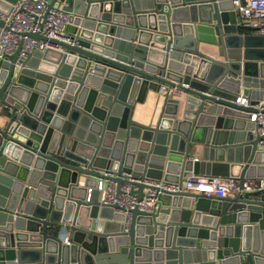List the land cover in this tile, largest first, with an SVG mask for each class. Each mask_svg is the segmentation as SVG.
Segmentation results:
<instances>
[{
	"label": "water",
	"instance_id": "95a60500",
	"mask_svg": "<svg viewBox=\"0 0 264 264\" xmlns=\"http://www.w3.org/2000/svg\"><path fill=\"white\" fill-rule=\"evenodd\" d=\"M3 1L6 11L16 0ZM56 3L70 14L69 41L28 33L59 48L16 67L18 45L0 60V264H264V150L248 120L255 104L264 111V34L241 33L251 27L230 0H49L47 8ZM171 88L185 93L181 105ZM147 89L163 92L149 124L132 118ZM233 148L241 155L230 167L239 169L215 170L216 150ZM204 172L257 186L223 197L161 193L154 210L130 209L126 230L118 206L94 187L113 179L120 192L127 182L139 199L146 177L180 183Z\"/></svg>",
	"mask_w": 264,
	"mask_h": 264
},
{
	"label": "built area",
	"instance_id": "2783aa9c",
	"mask_svg": "<svg viewBox=\"0 0 264 264\" xmlns=\"http://www.w3.org/2000/svg\"><path fill=\"white\" fill-rule=\"evenodd\" d=\"M230 1L233 9L240 14L243 25L251 27L254 33L264 34V0ZM48 2L49 0H16L6 11L0 10V18L3 20L0 25V60H8V56L13 54L20 45L15 59V66L18 67L23 59L35 52H44L46 48H59L47 39L69 41L64 29L69 24L70 14L57 5L47 8ZM28 33H39L47 39L33 38ZM175 90L171 88L170 93H174ZM237 102L247 106L248 99L239 97ZM254 108L249 112L248 120L252 124L250 132L262 137L258 144L264 150V111L260 103L255 104ZM122 176L140 181L139 177H134V174L129 171L122 173ZM143 182L149 186L144 187L146 190L139 199L136 193H130L131 186L127 182L120 183V192H117L116 181L113 179H97L94 185L99 191L98 199L101 202L115 203L118 206L117 211L124 217L125 230L129 224L130 209L137 207L141 211L154 210L161 193L192 191L200 192L206 197H223L231 193L249 191L255 186L251 180H244L240 186L235 176L223 177L217 174H192L180 183L150 177L144 178ZM87 189L91 190L90 187ZM61 238L63 242L69 243L66 234L61 235Z\"/></svg>",
	"mask_w": 264,
	"mask_h": 264
},
{
	"label": "crops",
	"instance_id": "0c3cea01",
	"mask_svg": "<svg viewBox=\"0 0 264 264\" xmlns=\"http://www.w3.org/2000/svg\"><path fill=\"white\" fill-rule=\"evenodd\" d=\"M222 1L223 2L227 1L229 3V0H222ZM0 5H5L4 1L2 3H0ZM55 5L60 6L61 4L56 3ZM236 14H239V13H236ZM239 31L241 33H244V34L248 33V32L254 33L251 28H245V27L244 28L240 27ZM182 33L185 34L186 32L182 31ZM201 46H203V49L207 50V52H209V53L214 48L213 46H211V45L207 46L204 43H202ZM35 57H31V58L35 59ZM34 59H30L31 63H35ZM171 96L174 98L177 97L180 100V105H181L182 102L184 101L183 97L185 96V93L183 91L176 89L175 92L171 94ZM142 100L143 101H141V102L135 103V109L133 111L132 118L134 120L138 121L139 123L149 124L157 118L156 115L158 114L160 106L163 103V92H160L158 90L153 91L151 89H147L145 96L143 97ZM1 112L2 113L7 112V108L3 106L1 109ZM178 113H180V108H179ZM240 136L241 135H236V138H238ZM257 147L260 150H262L261 146L259 144L257 145ZM191 148L194 151V154L196 157H198L199 159L202 158V155L204 153L202 144H198V143L192 144ZM216 151L217 152H215V154H214V156L216 155V160H214V161H217L218 163H216L213 166L215 168V170H219L220 172L225 173V172H231V171L235 172L239 169V168H237L236 165H233L232 167H230V165H231V161L235 160L234 158H237L239 155H241V151H239L237 153V151L234 150V148H233L230 151V154H228V155L220 149H217ZM206 153L209 154L210 153L209 150H207ZM261 157H262V154L260 152V154H258L256 156V158H261ZM205 161H207V160H205ZM203 169H205V171H206V169H209V165H207V167L203 166ZM199 174L200 175H207V173H205V172L199 173ZM223 177H225V176H223ZM184 179H182V180H184ZM246 180H248V181L251 180L254 183L253 185H255L254 188L257 186L255 184L256 182H255L254 178H249ZM145 190L146 189H144L143 192ZM231 194H233V193H231ZM164 198H166V197H163V199ZM111 213L114 214L111 210L110 211L108 210V211L104 212V215H109ZM192 250H196V253L194 254L196 259L204 257V248L198 247V248H193Z\"/></svg>",
	"mask_w": 264,
	"mask_h": 264
}]
</instances>
